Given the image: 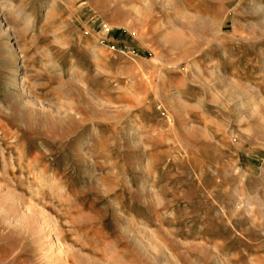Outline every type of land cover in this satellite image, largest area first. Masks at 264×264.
Listing matches in <instances>:
<instances>
[{"label": "rangeland", "instance_id": "1", "mask_svg": "<svg viewBox=\"0 0 264 264\" xmlns=\"http://www.w3.org/2000/svg\"><path fill=\"white\" fill-rule=\"evenodd\" d=\"M0 22V264H264V0H0Z\"/></svg>", "mask_w": 264, "mask_h": 264}, {"label": "bare ground", "instance_id": "2", "mask_svg": "<svg viewBox=\"0 0 264 264\" xmlns=\"http://www.w3.org/2000/svg\"><path fill=\"white\" fill-rule=\"evenodd\" d=\"M258 2V1H257ZM27 21V20H26ZM0 25H1V22H0ZM189 49V48H188ZM202 75V74H201ZM205 76V75H204ZM210 76V75H209ZM207 77V76H206ZM209 84V83H208ZM26 95V94H25ZM33 101V100H32ZM26 102V101H25ZM28 102V101H27ZM29 105H35L34 102H29ZM19 205V204H18ZM26 206H24L25 208ZM29 207V205H28ZM31 207V206H30ZM23 210V209H22ZM37 212V211H36ZM41 215V214H40ZM38 217H40L39 215H34L33 213H31V209L28 208V211L25 210V214L22 216V223L25 225V228L27 229V231H29L31 234L35 235L37 240H44L46 237L51 241V242H54V238L52 237H49V228L46 230L45 227H48L46 226V223L44 221V218L43 219H39ZM42 217V216H41ZM49 224V222H48ZM28 232V233H29ZM36 240V241H37ZM47 240V239H45ZM56 240V238H55ZM50 243V242H49ZM43 245V244H42ZM49 246L52 247V249H54L53 247L55 246V243H51L49 244ZM47 247V246H46ZM55 253H57V259L56 260H59V261H62V257H63V261L64 259L67 260V255L63 254V252L61 253V251L57 252V251H49V255H54ZM65 253V252H64ZM50 255V258L52 259L53 257ZM68 261V260H67ZM66 262V261H65ZM55 263V262H54ZM64 263V262H63ZM65 264V263H64Z\"/></svg>", "mask_w": 264, "mask_h": 264}]
</instances>
